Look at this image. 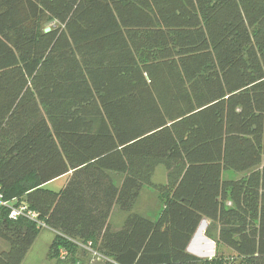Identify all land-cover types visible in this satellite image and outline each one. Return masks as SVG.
<instances>
[{"label": "trees", "instance_id": "obj_1", "mask_svg": "<svg viewBox=\"0 0 264 264\" xmlns=\"http://www.w3.org/2000/svg\"><path fill=\"white\" fill-rule=\"evenodd\" d=\"M144 186L156 220L132 212ZM0 192L55 232L50 259L228 264L188 252L207 219L264 264V0H0ZM41 231L0 209V264Z\"/></svg>", "mask_w": 264, "mask_h": 264}, {"label": "rangeland", "instance_id": "obj_2", "mask_svg": "<svg viewBox=\"0 0 264 264\" xmlns=\"http://www.w3.org/2000/svg\"><path fill=\"white\" fill-rule=\"evenodd\" d=\"M228 174L231 177L237 176V175H234V172H230ZM161 175L162 173L159 170V174H157L155 181L159 182L161 179L159 177H161ZM66 181H67L66 176H63L56 180L51 181L50 183L46 185V187L51 191L60 192L66 185ZM153 202H158V204H160V207L158 209V212L160 213L163 208V200H162L160 192L153 186H144V188L142 189L139 195V198L137 199L134 205V208H136L138 212L147 213L149 211L148 207H150L151 203ZM159 213L157 214V216H159ZM121 216H122L121 210L116 208L113 214V221L117 222L118 220H120ZM206 225L208 226L209 223L206 222ZM204 226L205 225H203L202 227ZM203 236L204 235L199 234L198 239H201ZM216 236H217V229H214L212 232L211 238H208L206 236L209 240H211L212 243H209L208 246L204 245L202 247H200L199 242L197 241L198 239L196 237L194 240V243H192V247H194L197 251L199 249L200 251H202L201 253H199L202 256L201 258L210 259V258L215 257V255H217V256H222L226 260H228L227 261L228 264H240V260L236 259V257L234 256V253L230 249H228L227 247L223 245H220L217 242ZM0 246L6 247L7 243L4 241H0ZM80 246H81V250H83V253L85 252L88 253L87 255H84L82 251L77 252L74 259H72L71 261H67L66 259H64L65 256H63V253H60L57 259H55L57 260V262L55 263L54 261L51 262L47 257L48 248H45L43 244L38 243L35 249L29 255L28 259L23 264H79V263L80 264H104L103 258L96 256L89 251V250L94 251L90 243L84 244V247L82 245Z\"/></svg>", "mask_w": 264, "mask_h": 264}, {"label": "crops", "instance_id": "obj_3", "mask_svg": "<svg viewBox=\"0 0 264 264\" xmlns=\"http://www.w3.org/2000/svg\"><path fill=\"white\" fill-rule=\"evenodd\" d=\"M159 170H160V172L162 173V175H161V177H159V178H161V179H160V181L158 182V181H155V178H156L157 174H159ZM121 177H122V176H117V181H118V183L121 181ZM66 178H67V181H68L69 176H66ZM166 180H167V170H166V167H165L164 165H159V166H157V167L155 168V171H154L153 182H154L155 184H161V183L164 184V183H166ZM67 181H66V183H67ZM143 188H144V187H143ZM159 207H160V204H158V202H153V203H151L150 207H148V208H149V211H148L147 213H141V212H138V211L136 210V208H133V211H132V212H133V213H136V214H139V215H141V216H143V217H145V218H148V219H150V220H156V219L158 218L157 214L159 213V212H158ZM116 208L119 209V207H116V206H115V207L113 208V211H112V214H111V217H110V223H111V227H112L113 230H119V229H121V228L123 227L125 221H126V218H127L128 215H129L128 213H125V212L121 211L122 216H121L120 220H118L117 222H114V221H113V214H114V210H115ZM162 209H163V208H162ZM159 214H160V213H159ZM206 222L209 223V221H208L207 219H205V220L202 221V223H201L199 229H198L197 232L195 233V235H194V237H193V239H192V241H191V243L189 244V247H188V252L191 253V254H193V255H196V256H198V257H202V256L199 254V253H201L202 251H200V249L197 251L194 247H192V243H194L195 238L197 237V239H198L199 234H200V235H204L201 239H198V240H197V241L199 242L200 247H202V246H204V245H207V246H208L209 243H212L211 240H209V239L206 237V235H205V231H206V229H207V227H208V226L206 225ZM203 225H205V226L202 227ZM201 228H202V229H201ZM43 231H44V232H43ZM54 238H55V232H54L53 230H51V229H43V230L41 231L39 237H38L37 240L35 241L34 245H33L32 248L30 249V251L28 252V254H27L25 260L23 261V263L28 259L29 255L32 253V251L35 249V247H36V245H37L38 243L43 244L45 248H48V253H47V257H48L49 250H50V247H51V245H52V243H53V241H54ZM48 259H49L51 262H53V261H54L55 263L57 262V260H55V259H50L49 257H48ZM23 263H22V264H23ZM78 263H79V262H78ZM79 264H80V263H79Z\"/></svg>", "mask_w": 264, "mask_h": 264}, {"label": "built area", "instance_id": "obj_4", "mask_svg": "<svg viewBox=\"0 0 264 264\" xmlns=\"http://www.w3.org/2000/svg\"><path fill=\"white\" fill-rule=\"evenodd\" d=\"M2 208H8L9 209V218L13 221H16L20 218H26L34 223H36L37 227L40 229H50L48 226H46L40 219L39 215L36 211H33L29 209V207L25 203H12L7 200H5L3 194L0 192V209ZM84 247V244H81ZM91 253H93L96 256L101 257L97 252L89 250ZM63 256L66 255L65 251H62ZM102 258V257H101Z\"/></svg>", "mask_w": 264, "mask_h": 264}]
</instances>
